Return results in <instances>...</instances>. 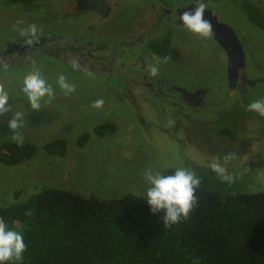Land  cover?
<instances>
[{
    "label": "rangeland",
    "instance_id": "374dc122",
    "mask_svg": "<svg viewBox=\"0 0 264 264\" xmlns=\"http://www.w3.org/2000/svg\"><path fill=\"white\" fill-rule=\"evenodd\" d=\"M1 1L5 3L6 0ZM166 1L173 5L178 0ZM261 1L264 7V0ZM81 2L85 4H80L79 0H55L50 6L47 4L46 8L70 13L84 7V14L89 13L82 17L79 22L82 25L79 27L90 30L91 40L97 45L109 43L116 38L138 36L155 28L153 10L139 0ZM88 4L91 6L86 8ZM209 9L214 11L221 22L234 30L239 41L246 47L248 78L262 79L259 88L250 95L251 102L264 98V31L228 0H220ZM12 10L0 14V29L3 26L5 32L11 30L19 34L21 29L28 30L29 33L30 27L35 26L37 34H41L49 31V28L57 30V27L69 24L67 19H54L53 24L48 21L49 17L39 22L35 19L40 17L38 11L33 12L34 19L24 22L28 17L14 8ZM153 34L161 43H169L186 55L195 56L196 61L192 66L197 71H210V75L215 72L213 75L216 85L212 87V93H215L208 97V104L220 103L225 94L232 96L227 93L230 89H227L224 81L218 83L226 71L227 60L223 49L210 34L195 35L184 26L169 23L161 25ZM50 61L0 71V92L8 95V90L13 91L21 98L18 105L0 114L1 122L34 112L22 93V81L33 69L39 71L55 91L53 98L45 97L42 100L41 109L46 107L50 112L56 113V118L52 121L43 123L32 133L27 131L28 136L25 135V138L38 147L36 155L30 161L10 167L0 162V205L24 201L41 188H57L84 197L96 196L106 200L117 199L128 193L144 197L148 187L144 178L146 171L164 172L169 168L184 167L198 176L199 170L211 171L209 164L214 159L225 166L229 173L232 172V175L236 168L242 167L240 171L252 181L249 192H264V167L257 164L264 158V117L248 111L244 99L240 101L241 98H238L235 103L232 98L228 99V115H220L221 119L219 116H199L205 122L199 125L200 131L198 128L197 133L191 135L188 141V136L171 132L175 128V117L166 115L159 106L157 112L153 111L152 101L139 98L137 104L140 106L135 107L119 86L103 77L67 70L59 62ZM179 73L181 74L175 77L166 76L174 77L180 85L179 78L185 81L193 74L191 71L188 74L185 71ZM60 74L74 86V92L65 94L59 90L56 80ZM160 74L163 72L160 71ZM198 74L200 73L197 72V78ZM200 81L206 82L203 79ZM238 95L240 96L239 93ZM97 100H103L99 108L94 107ZM210 112L204 115H210ZM219 112L223 113L222 110ZM248 113L251 118L245 121L241 115L246 116ZM139 115L146 118L145 123L140 120ZM252 117L257 119L253 120ZM107 122L115 123L117 132L100 137L96 128ZM85 133L90 138L80 146L78 140ZM17 136L24 138L22 134ZM57 139L67 141L68 149L64 157L50 155L44 148L45 143ZM226 154H232L234 159L225 163L223 157ZM215 176L217 177L216 174Z\"/></svg>",
    "mask_w": 264,
    "mask_h": 264
},
{
    "label": "trees",
    "instance_id": "16d2710c",
    "mask_svg": "<svg viewBox=\"0 0 264 264\" xmlns=\"http://www.w3.org/2000/svg\"><path fill=\"white\" fill-rule=\"evenodd\" d=\"M242 8L264 30L261 8L251 3ZM28 119L42 122L40 115ZM117 129L115 123H105L96 131L102 137ZM0 135L5 166L24 164L38 151L28 140L17 147L13 131ZM89 138L83 134L78 144ZM44 148L64 157L68 145L57 139ZM257 164L264 167V158ZM240 169L230 172V185L214 172L197 171V204L187 219L170 228L163 226V213L152 214L141 195L106 200L57 188H41L24 201L0 205V221L23 234L26 250L17 264H264V192H249L252 181Z\"/></svg>",
    "mask_w": 264,
    "mask_h": 264
},
{
    "label": "flooded vegetation",
    "instance_id": "af4514ba",
    "mask_svg": "<svg viewBox=\"0 0 264 264\" xmlns=\"http://www.w3.org/2000/svg\"><path fill=\"white\" fill-rule=\"evenodd\" d=\"M18 1L20 2V0H6L5 3H2L0 0V14L7 10L13 11L12 9L14 8L28 17L24 20V22H28L34 19L35 13L33 12L38 11L40 17L38 16L35 19L39 22L49 17L50 20L48 21L53 24L54 19H67L69 24L61 25L60 28L57 27V30L49 28L47 29L49 31L45 33H38L36 38H31L27 33L28 30L25 31L20 29L18 34L11 30L5 32L2 26L3 29H0V71L7 68H21L27 64L33 65L38 62H40V64L45 62L50 63V60L59 62L60 65L66 67L67 70H73L72 64L78 63L79 67L76 71L103 77L106 81L119 86L120 90L124 91L126 94V98L129 97L135 107L140 106L137 104L139 98L152 101V104L151 102L149 103L153 105V111L157 112V107H161L166 115L175 117V126H173L175 128H172L171 132L176 134L182 133L188 136V141L191 135L197 133L199 125L205 122V120L203 121L199 116H204V118L206 116H219L221 119L220 115H228V107H226V105L230 98H232L234 103L238 98H241L240 101L244 99L245 103L248 105L251 103V93L254 92L255 89H258L262 83L261 78L255 80L248 78L246 65L244 69L240 70L238 77L229 79V59L226 51L219 45L226 56L227 66L225 73L221 76V81L218 83L224 81L227 89H230L227 93H231L232 96L225 94V97L221 99L220 103L208 104V97L215 93H212V87L216 85V78L214 79L215 72L213 73L214 75H210V71L208 73L197 71L196 68L192 66L196 61L195 56H188L182 50L174 48L175 46L173 47L166 42L161 43V40L159 41L157 37L155 38L153 33L158 30L161 25L169 23L183 26L179 21V11L193 8L197 0H181L179 5V0L173 5L166 0H139L142 4H147L153 10L155 28L149 29L138 36L133 35L125 38H116L102 45L99 43V45H97L91 40L93 38L90 36V30H83V28L80 29L79 27V25H82L79 23L82 17L85 15L87 16L89 13L87 12L84 14V7L77 12L61 13L51 7L46 8L47 4L50 6L55 0H34L29 5L21 4ZM218 1L220 0H202L205 8L208 10H211L209 8L215 6V3ZM228 1L240 8L253 24L255 23L243 10V5L245 3L254 4L260 7L264 13L263 2L261 0ZM79 2L80 4H85L80 0ZM90 6L91 4H88L86 8ZM44 12L47 14H43ZM50 13L53 14L49 16L48 14ZM255 25L258 26L257 24ZM259 28L263 30L261 27ZM76 30L77 33H75ZM209 34L213 37L210 32ZM30 39L31 42L28 43L27 41ZM213 40L216 42L214 37ZM216 43L219 44L218 42ZM240 43L243 47L246 62V47L242 42ZM212 61H214L213 58ZM167 68L171 70L168 71ZM153 69H155L154 74ZM160 71L163 72V74H160ZM181 71H185L187 74L191 71L193 74L191 76L192 79L189 77L184 81L179 78L181 80L178 81L180 83L179 85L174 80V77L181 74L179 73ZM165 72H167L166 75H172L174 77L164 75ZM197 72L200 73L198 74V78ZM200 79L206 82L201 83ZM8 92V107L12 108L21 102V98L13 91L10 92L8 90ZM259 97L261 96L259 95ZM43 108V110L40 108L36 112L34 111L27 116L18 118L26 128L23 126V128L13 131L8 127V121H0V131H13V135L10 136L11 140L13 136H17L18 134L24 135V138H22L23 141L28 140L25 138V135L28 136V132L32 133L37 128L41 127L43 123L52 121L56 118V113L54 111L50 112L46 107ZM212 109H215V111ZM219 110H222L223 113L220 114ZM208 111H211L210 115H204V113ZM255 114L258 115L257 113ZM36 115L42 116V122L38 125L32 124L28 119ZM141 116L142 115H139L140 120L145 123L146 118H142ZM241 116H244L245 121L251 118V114L249 115V113L246 116ZM252 119L254 120L257 118L252 117ZM200 129L201 128H199V131ZM1 136L2 135H0V137ZM0 140L2 139L0 138ZM34 144L36 145V143Z\"/></svg>",
    "mask_w": 264,
    "mask_h": 264
},
{
    "label": "clouds",
    "instance_id": "9594fccd",
    "mask_svg": "<svg viewBox=\"0 0 264 264\" xmlns=\"http://www.w3.org/2000/svg\"><path fill=\"white\" fill-rule=\"evenodd\" d=\"M180 23L195 35L207 36L209 34L211 25L205 19V6L202 0H197L196 5L191 10L181 14ZM28 34L31 38H36V27L31 26ZM27 42L30 43L31 39ZM78 67V63L72 64L73 70ZM154 73L155 69H153ZM56 86L65 94L75 91L74 86L66 80L63 74L57 77ZM22 93L33 111H38L41 108V102L45 97L51 99L55 95L53 86L35 69L24 77ZM102 104L103 100H97L94 102V107L99 108ZM247 110L264 117V98L249 103ZM7 111H9L8 95L5 92H0V114ZM23 126L17 117L8 121V127L13 131H17ZM12 140L17 147L23 145L20 136H13ZM232 159H234L232 154H226L223 157L225 163ZM209 167L222 183L230 185L233 182L234 177L217 160H212ZM144 178L148 187L143 200L152 214L163 213L161 220L164 228L177 225L182 219L189 217L197 204L196 191L201 183L199 176L187 168L178 167L171 174L148 170L145 172ZM25 250L26 244L23 234L11 228L7 222L0 221V264H17V262L22 261Z\"/></svg>",
    "mask_w": 264,
    "mask_h": 264
},
{
    "label": "water",
    "instance_id": "95a60500",
    "mask_svg": "<svg viewBox=\"0 0 264 264\" xmlns=\"http://www.w3.org/2000/svg\"><path fill=\"white\" fill-rule=\"evenodd\" d=\"M181 10L179 11V21L180 16L184 11L191 10ZM205 19L208 20L211 25L210 33L213 35L216 42L226 51L229 62V79L239 76L241 69L245 68V55L243 52V47L238 40L234 30L228 25L221 23L215 13L211 10L205 8Z\"/></svg>",
    "mask_w": 264,
    "mask_h": 264
}]
</instances>
